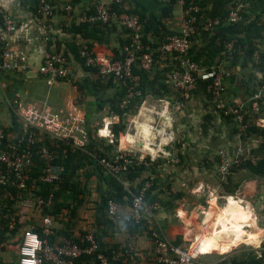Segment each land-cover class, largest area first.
<instances>
[{
  "label": "crops",
  "instance_id": "obj_1",
  "mask_svg": "<svg viewBox=\"0 0 264 264\" xmlns=\"http://www.w3.org/2000/svg\"><path fill=\"white\" fill-rule=\"evenodd\" d=\"M43 1L54 8L50 19L37 14ZM113 1L0 2L4 14L17 25L9 37L12 50L24 54L31 68L30 72L4 69L0 72V129L5 141L26 133L14 105L18 101L38 109L63 110L78 118L83 132L78 138L84 142L72 152L70 173L64 177V183L56 186V196L50 205L42 208L34 205L36 197L41 196L35 195V186L16 198L18 229L0 240V264H17L24 230H42L47 217L53 220L55 243L92 232L105 251L135 248L136 259L127 264H155L148 233L127 232L132 215L130 199L116 195L113 177L98 162L101 156L113 157L117 152L128 153L144 163L132 185L153 178L148 200L160 207L154 227L170 243L182 248L189 245L185 249L200 244L201 259L264 264V101L260 112L247 108L242 120L226 117L217 109L204 83L189 93L176 90L170 81L174 62L168 59L155 60L148 72H143L136 62L134 72L141 78L142 95L123 105L121 87L112 79L99 77L71 52L72 48L81 52L83 47L90 46L101 62L121 57L128 35L120 25L98 28L103 32L98 38L89 37L87 32L71 31L73 25L80 26L79 17L93 13L99 6H110ZM169 1L124 0L130 13L147 24L143 33L153 52L159 40L177 34L180 29L181 8ZM238 6L240 19L231 23L229 14ZM202 7L189 57L204 67L223 66L228 101H247L264 85V0H205ZM68 8L72 9L71 14ZM215 19L221 20L220 25L206 29ZM3 22L0 13V31ZM46 51L68 56L74 70L70 80L49 85L46 77L35 71ZM252 127L257 131L253 132ZM39 139L42 143L49 141L45 134ZM221 151L232 162L241 154L239 165L233 167L248 163L260 167L259 174L254 175L249 169L229 172L233 189L236 185L237 189L225 194L227 180L219 171ZM71 182L76 183L75 199L80 202L73 216L76 202L69 198L67 189ZM129 186L127 182L124 184L127 189ZM109 198L117 205V220H109ZM13 199L10 190L0 186V200L7 203ZM218 200H222V207L217 205ZM14 251L17 256L11 261L9 255Z\"/></svg>",
  "mask_w": 264,
  "mask_h": 264
},
{
  "label": "built area",
  "instance_id": "obj_2",
  "mask_svg": "<svg viewBox=\"0 0 264 264\" xmlns=\"http://www.w3.org/2000/svg\"><path fill=\"white\" fill-rule=\"evenodd\" d=\"M205 0H177L182 11L180 29L177 34L168 36L156 48L155 52L143 41V26L139 19L130 13L124 0H114L110 6H99L93 13L84 14L78 18L79 25L89 27L109 26L118 24L127 31L128 41L122 47L121 58L101 62L94 52L87 46L83 47L80 56L85 65L94 70L99 77L112 79L124 91L122 104L138 99L142 95L141 78L134 72L136 62H139L143 72L151 70L155 63L154 53L160 62L171 59L174 68L170 74V81L176 90L189 93L197 88L199 83H204L211 95L217 109L226 117H237L242 120L249 108L252 112H260L264 101V85L249 98V100L228 101L226 97V71L221 65L204 67L189 57L191 38L196 34L199 15ZM1 2V0H0ZM116 6L120 10L115 11ZM240 6L234 8L228 17L231 23H238ZM3 15V29L0 31V46L2 47V69L9 71L30 72L24 54H15L9 42L17 25L13 18ZM68 13L72 9L68 8ZM37 14L45 19L54 16V8L43 1L37 9ZM221 20L215 19L207 24L206 29H213L220 25ZM39 75L46 77L47 83L53 85L59 80H70L74 76L68 58L61 53L46 51L41 64L35 70ZM1 86V79H0ZM1 104V98H0ZM18 118L24 123L26 133L10 142L5 141V134L0 129V186L16 188L20 193L30 191L37 182L58 184L65 177V167L58 163L67 159L76 147L83 146L84 142L78 138L83 134L81 121L66 114L65 111H52L21 105L14 101ZM42 134L47 135L49 141L42 143L39 139ZM44 162V169L39 178H34L37 169V159ZM220 174L225 177L233 166H238L242 155L234 162L227 159L225 152H220ZM100 166L123 184L122 179L132 167H140L141 161H136L125 152H117L113 157L98 159ZM32 184V185H31ZM153 185V178L147 180L143 187L132 195L131 219L143 225L148 230V235L154 248L155 264H259L255 261H240L231 259H211L204 261L200 257V244L194 248L185 249L170 243L162 231L154 227V218L159 211L158 204L148 200V192ZM54 200L51 193L46 199L37 196L34 205L38 208L50 205ZM108 214L112 220L118 219L117 205L114 200L108 201ZM0 202V229L3 219H8ZM53 220L44 219V238L33 229L24 230L19 246V261L17 264H85L84 258L90 259V264H127L135 261L137 251L132 246L118 248V250L105 251L92 232L80 234L76 241L65 238L61 242L51 243L49 238L55 235ZM18 222L11 218L10 232L16 229ZM264 252V251H263Z\"/></svg>",
  "mask_w": 264,
  "mask_h": 264
},
{
  "label": "trees",
  "instance_id": "obj_3",
  "mask_svg": "<svg viewBox=\"0 0 264 264\" xmlns=\"http://www.w3.org/2000/svg\"><path fill=\"white\" fill-rule=\"evenodd\" d=\"M176 3H177V0H170L169 1V4L170 5H174ZM113 9L115 11H119L120 12V10H118L119 8L116 7V6H114ZM139 21L141 22V24L143 26V31L146 32V30H147V24L144 23L141 18L139 19ZM100 27H108V26H96V27H93L92 28V27H89V26H86V25L85 26L84 25H80L78 27H76L75 25H73V29H71V31L72 32H79V33L80 32L81 33L87 32V33H89L88 34L89 37L98 38V37H100V35L103 34L102 29H98ZM90 28L92 30H89ZM168 36H171V35H168ZM168 36H166V37L162 38L161 40H159V42L156 44V48L160 45V43L164 42ZM143 41L145 43L147 42V38H146V35H144V33H143ZM88 47H90V46H88ZM156 48H155V50H156ZM71 52L73 53V55L79 61H81V63L83 65H85L84 59H82L81 56H80V49H78V48L77 49L72 48L71 49ZM64 55L68 58V56L66 54H64ZM154 57H155V60H156L157 59V54L156 53H154ZM119 58H121V57H118L117 59H119ZM92 71H94V70H92ZM255 91H256V89H255ZM251 130L253 132H256L257 131V128L256 127H252ZM262 151L264 153V148H263ZM72 155L73 154L70 153L67 159H61L60 161H58V163H62L64 165V167H65V174H64L65 176L69 175V173H70L71 163H72V158H73ZM100 158H102V156ZM43 169H44V162L38 158L37 159V169H36L34 178H39L42 175ZM139 169H140V167H133V168L131 167L130 170H129V172L127 174H125V176L122 177V179L125 182L129 183L130 186H129L128 189L124 187V184L120 181V179L118 180L117 178H115V177H113L111 175L113 177V180H114L115 193H116V195H118V196H123L124 195V196H127L131 200L132 195L133 194H136L143 187L144 183L143 184H140L137 189H134L132 187L133 180L135 178H137ZM240 169H245V170L249 169L254 175L259 174V172L261 170L260 167L259 168L258 167L256 168V167H253V166L249 165L248 163H245V164L240 165V167H233L229 172H230V174H233V173L237 172ZM230 174L227 177V179H226L227 180V183L224 186V193L225 194H232L237 189V185L234 187V189L233 188H230V186H232V180H231V176L232 175H230ZM64 182H65V179L63 178V181L62 182H58V184H62ZM58 184L54 185V184H47V183H43V182H37L36 189H34L35 195L36 196L37 195H41V196H43L46 199L49 197V195L51 193H53L54 196H56V190H55V188H56V186ZM5 188L10 190V192L14 196V199L11 202H7V203H5V202H3V201L0 200V202H1L2 206H3L4 213L7 214L8 217H9L8 219H3V221H2V224H1L2 225V228L0 229V240L5 239L8 235L15 234V232L18 229V227H17L18 225H17L16 226V229L10 232V230H9V223L11 221V218L12 219L14 218L15 220H17V216L15 217V215H16L15 214V211L16 210H15L14 207H15V204H16V198L18 196H20L21 193L16 188H9V187H5ZM67 189L70 191V197L69 198H71V200H73L74 203L76 202V205L73 207L72 213H71V215L73 216L76 213V211L78 209V206L80 204V202L75 199L76 183L75 182L68 183L67 184ZM109 199H112V198H109ZM108 201H107V209H108ZM57 206L58 207H62L63 206V208H67V209H70L71 208L70 205H68V204H62V205L58 204ZM109 220L111 221L112 219L109 218ZM126 229H127V232L128 233L133 234V235H137V234L142 233V232L149 233L148 230L143 225L136 224L133 221V219H130L127 222ZM35 232H37L40 235L41 238H44L43 229L42 230H38L37 229V230H35ZM67 238L76 241V238H72V237H67ZM49 241L51 243H54V236H51L49 238ZM115 250H118V248L110 249L109 250V254H111L112 251H115ZM84 262H85V264H90V259L89 258H84ZM79 263L81 264V260L79 261Z\"/></svg>",
  "mask_w": 264,
  "mask_h": 264
},
{
  "label": "rangeland",
  "instance_id": "obj_4",
  "mask_svg": "<svg viewBox=\"0 0 264 264\" xmlns=\"http://www.w3.org/2000/svg\"><path fill=\"white\" fill-rule=\"evenodd\" d=\"M218 156V155H217ZM219 158H220V156H218ZM220 161H221V158H220ZM229 175V174H228ZM228 175H226L224 178V180H226L227 179V177H228ZM138 179H141V178H138ZM141 180H144V179H141ZM145 182L146 181H143V182H138L137 181V183L136 184H134V185H132V187L134 188V189H137L138 188V186L140 185V184H145ZM233 186H234V184H232V186H230V188H233ZM216 198V197H215ZM231 202H234V201H232V200H230ZM222 202V200H218L217 201V205L220 207H222L223 206V203H221ZM206 208V207H205ZM178 244V243H177ZM19 246H20V244H19ZM19 246H18V248H19ZM182 247V246H181ZM187 248L189 247V245L188 246H186ZM185 247V248H186ZM17 256V253H15V251L13 252V253H11L10 255H9V257H10V259H11V261L13 260V258H15ZM204 261H206L207 259H203Z\"/></svg>",
  "mask_w": 264,
  "mask_h": 264
}]
</instances>
